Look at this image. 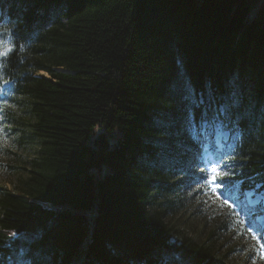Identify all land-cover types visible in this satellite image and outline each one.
I'll return each mask as SVG.
<instances>
[{
    "label": "trees",
    "instance_id": "16d2710c",
    "mask_svg": "<svg viewBox=\"0 0 264 264\" xmlns=\"http://www.w3.org/2000/svg\"><path fill=\"white\" fill-rule=\"evenodd\" d=\"M0 12L4 116L33 148L0 186V264L254 257L227 219L192 238L165 218L185 206L172 169L188 127L219 104L240 131L220 184L264 189V0H0Z\"/></svg>",
    "mask_w": 264,
    "mask_h": 264
},
{
    "label": "rangeland",
    "instance_id": "374dc122",
    "mask_svg": "<svg viewBox=\"0 0 264 264\" xmlns=\"http://www.w3.org/2000/svg\"><path fill=\"white\" fill-rule=\"evenodd\" d=\"M37 74L42 75L43 73L40 72ZM11 110L17 111L16 106L12 107ZM18 113H20V110ZM9 127L10 125L7 119L0 120V144H2L4 149H9L11 153H16V157L7 158L0 156V186L6 188H10L8 183L16 181L19 177L18 175L16 176L15 171L9 169L11 167V160L14 159L15 162L12 163H15V166L19 168L25 160L32 158L31 156L33 153V148L31 146L26 147L19 145L17 142V135L11 132ZM23 173L24 172H20L19 175H23ZM182 194H185V191H182ZM225 200L222 191L218 188L214 189L212 184L208 183V189L204 188L202 194L199 196L191 199L187 198L185 206L179 210L176 209L177 211L173 215H169L167 219L165 218V221L173 225V227H175L180 233L195 238L196 234L199 233L198 227H202L208 232L217 222H220L223 219H225L226 222V218H224L226 216L237 226L242 227L235 228L232 233L231 243L236 242V240H240L241 238L243 239L241 243L243 242L250 248L253 245L256 247V250L252 251V254L258 256L257 242L253 240L256 239V235L250 233L249 230H246V232L243 230V226L246 223L245 202L237 198L227 200V203H225ZM246 233H248L252 239L249 238ZM233 258L243 260L240 254L236 253ZM244 264L255 263L246 258L244 259Z\"/></svg>",
    "mask_w": 264,
    "mask_h": 264
},
{
    "label": "snow or ice",
    "instance_id": "6c2138e0",
    "mask_svg": "<svg viewBox=\"0 0 264 264\" xmlns=\"http://www.w3.org/2000/svg\"><path fill=\"white\" fill-rule=\"evenodd\" d=\"M211 173H212V175H211V177L208 180V183L209 184H215L217 182V178L218 177L221 180H223L224 179V176L226 175V174L220 173L216 167H212L211 168ZM225 203H227V200H225ZM229 206H231V205H229Z\"/></svg>",
    "mask_w": 264,
    "mask_h": 264
}]
</instances>
